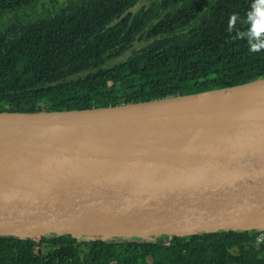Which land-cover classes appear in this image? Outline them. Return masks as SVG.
<instances>
[{"label": "water", "instance_id": "obj_1", "mask_svg": "<svg viewBox=\"0 0 264 264\" xmlns=\"http://www.w3.org/2000/svg\"><path fill=\"white\" fill-rule=\"evenodd\" d=\"M264 228V79L74 110L0 111V233Z\"/></svg>", "mask_w": 264, "mask_h": 264}, {"label": "trees", "instance_id": "obj_2", "mask_svg": "<svg viewBox=\"0 0 264 264\" xmlns=\"http://www.w3.org/2000/svg\"><path fill=\"white\" fill-rule=\"evenodd\" d=\"M37 1L0 0V111L133 104L264 79V0H157L120 21L138 0H71L2 25ZM138 37L148 42L114 64ZM259 230L154 241L0 233V264H264Z\"/></svg>", "mask_w": 264, "mask_h": 264}, {"label": "rangeland", "instance_id": "obj_3", "mask_svg": "<svg viewBox=\"0 0 264 264\" xmlns=\"http://www.w3.org/2000/svg\"><path fill=\"white\" fill-rule=\"evenodd\" d=\"M71 0H38L37 1V6L36 8L33 10L32 8H24V9H19V10H15V11H10L8 14V17L6 18V20L3 21L2 25H8L11 23L16 22L19 19H23V16H33V15H39V14H43L45 13L48 9H53V8H57L59 6L57 5H63V4H67V2H70ZM152 1H157V0H138L137 2H135L134 4H132L124 13V15L122 17H119L118 20L120 21L121 19H123L126 16H133L136 12L140 11L143 8H146L147 6H149V4ZM160 1V0H159ZM58 2V3H56ZM60 8V7H59ZM1 24V23H0ZM148 41L138 37L133 43H131L129 45L128 50L119 58L114 60V64L126 59L129 54L131 53V51L133 49L136 48H140L143 45H145ZM125 71H121L120 73V77H124L125 75ZM109 237V236H107ZM112 237V236H111ZM125 239H130L129 236H126L123 238V240ZM143 240H149V241H154V240H158L159 236L157 235H148V236H143L142 237Z\"/></svg>", "mask_w": 264, "mask_h": 264}, {"label": "built area", "instance_id": "obj_4", "mask_svg": "<svg viewBox=\"0 0 264 264\" xmlns=\"http://www.w3.org/2000/svg\"><path fill=\"white\" fill-rule=\"evenodd\" d=\"M256 239L258 243L264 242V228H260V230L258 231L256 235Z\"/></svg>", "mask_w": 264, "mask_h": 264}]
</instances>
